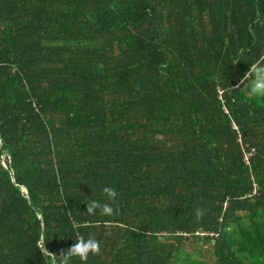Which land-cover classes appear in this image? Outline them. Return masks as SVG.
I'll use <instances>...</instances> for the list:
<instances>
[{"label":"trees","instance_id":"16d2710c","mask_svg":"<svg viewBox=\"0 0 264 264\" xmlns=\"http://www.w3.org/2000/svg\"><path fill=\"white\" fill-rule=\"evenodd\" d=\"M261 62L264 0H0V264H264Z\"/></svg>","mask_w":264,"mask_h":264},{"label":"clouds","instance_id":"9594fccd","mask_svg":"<svg viewBox=\"0 0 264 264\" xmlns=\"http://www.w3.org/2000/svg\"><path fill=\"white\" fill-rule=\"evenodd\" d=\"M243 78H250L252 80L251 92L253 94L264 96V62L250 65ZM103 193L107 197V201L101 202L96 199L87 200L86 212L90 216L95 215L97 211H99L102 216L106 217L118 215L119 208L113 206V203L116 201L118 196L117 191L111 186H106L103 189ZM195 215L196 219L200 220L203 218L204 211L197 208ZM46 245L47 243H37V247L40 248L46 264H72L73 259H79L82 264H87V260L90 255L98 256L102 251L100 241L91 235L87 238L82 235H77L75 242L66 250H62L59 254L49 251Z\"/></svg>","mask_w":264,"mask_h":264},{"label":"rangeland","instance_id":"374dc122","mask_svg":"<svg viewBox=\"0 0 264 264\" xmlns=\"http://www.w3.org/2000/svg\"><path fill=\"white\" fill-rule=\"evenodd\" d=\"M207 243H209V242H206V243H203V241H198V245L199 246H202V247H207ZM190 249H191V247H190ZM205 256H206V264H214V259L212 258V256H211V254L209 253V251H206V254H205ZM205 258V257H204Z\"/></svg>","mask_w":264,"mask_h":264},{"label":"built area","instance_id":"2783aa9c","mask_svg":"<svg viewBox=\"0 0 264 264\" xmlns=\"http://www.w3.org/2000/svg\"><path fill=\"white\" fill-rule=\"evenodd\" d=\"M248 155H246V157H247ZM253 188H254V190L257 188V183L256 182H254L253 183ZM200 233H203V232H200Z\"/></svg>","mask_w":264,"mask_h":264},{"label":"water","instance_id":"95a60500","mask_svg":"<svg viewBox=\"0 0 264 264\" xmlns=\"http://www.w3.org/2000/svg\"><path fill=\"white\" fill-rule=\"evenodd\" d=\"M24 190V189H23ZM25 191V190H24Z\"/></svg>","mask_w":264,"mask_h":264}]
</instances>
